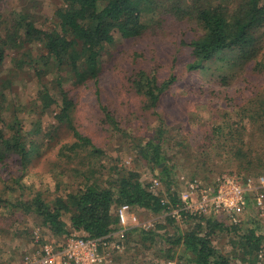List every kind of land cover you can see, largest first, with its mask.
Masks as SVG:
<instances>
[{"label": "rangeland", "instance_id": "rangeland-1", "mask_svg": "<svg viewBox=\"0 0 264 264\" xmlns=\"http://www.w3.org/2000/svg\"><path fill=\"white\" fill-rule=\"evenodd\" d=\"M62 4L63 0H0V12L9 16L13 10L24 9L32 13L36 26L49 29L56 24L54 11ZM197 30L190 20L171 17L165 20L162 17L145 36L121 39L104 51V68L96 84L92 79L77 86L66 77L63 85L75 104L74 125L83 136L91 139L99 152H94L89 145L71 147L75 142L72 132L59 125L53 113L39 117V109L35 107L38 78L30 65L16 61L23 58V51L32 52L34 56L44 53L40 46L32 44L20 50L8 49L0 67V85L6 83L5 80L10 81L5 89L6 102L1 119L8 122L15 115L21 118L24 131L31 133L37 126L39 131L33 135L38 141L37 155L25 167L15 155L0 165V197L15 201L40 194L51 200L75 191L87 180L106 184L114 180L121 169L136 172L141 182L148 186L153 178H158L159 194L166 195L167 192L168 195L181 192L189 178L196 177L210 185L218 175H244L246 172L237 168L229 152L218 148L213 134L217 132L216 125L233 120L235 116L238 118L235 111L264 88V72L255 71L253 62L244 70H224L221 69L224 61L218 59L204 62L201 68L187 69L192 55L186 46H180L181 40L192 38ZM261 58L260 55L258 59ZM136 67L154 73L159 82L171 74L176 76L175 83L154 108L146 105L143 97L126 81L130 70ZM222 76H226L225 82ZM54 77V71H48L44 76L52 94ZM102 107L114 116L115 127L110 121L104 122ZM158 134L163 137L161 151L166 157L165 164L171 168L169 186L161 171L163 164L153 165L147 158L151 151H145V156L141 150ZM251 136L252 147L261 150L264 141L260 135L253 132ZM246 174L256 175L257 172L252 170ZM260 193L264 195V188ZM253 207L250 201L237 227L241 231L255 227L264 233V215ZM134 211L139 223H147L150 227L139 225L134 228L126 240V250L114 264H168L169 260L164 259L168 244L159 236L142 241L139 230L153 227L156 234L171 238L190 228L197 221L195 218L213 219V216L188 215L175 221L164 212ZM168 217L172 221L167 220ZM218 218L225 219L223 216ZM158 224L165 227L158 228ZM37 227L47 241L57 243L64 239L51 234L34 212L0 207V264H20L30 234ZM227 232L220 230L212 235L215 248L223 253H231L230 237L233 234ZM176 251L173 264H190L185 256L178 258L182 254L180 246ZM255 264H264V251H260Z\"/></svg>", "mask_w": 264, "mask_h": 264}, {"label": "trees", "instance_id": "trees-1", "mask_svg": "<svg viewBox=\"0 0 264 264\" xmlns=\"http://www.w3.org/2000/svg\"><path fill=\"white\" fill-rule=\"evenodd\" d=\"M8 15L0 12V67L8 49L20 50L32 44L40 46L44 53L34 56L32 52L23 51V58L16 62L34 69L39 82L35 103L39 117L47 112L53 113L56 122L72 132L75 142L71 147L89 145L94 152L100 151L74 125L75 104L63 85L66 77L77 86L92 79L96 84L104 68V51L121 39L145 36L162 17L165 20L170 17L187 19L197 26L195 36L181 40L180 46H186L192 55L187 69L201 68L204 62L218 59L224 61L221 68L224 70H244L253 62L255 71L264 72V0H63L62 6L54 11L56 24L49 29L36 26L32 13L24 9L13 10ZM260 55L262 58L258 59ZM48 71L55 72L51 81L55 80L53 94L49 83L44 82ZM128 74L126 81L130 88L152 108L176 81V76L171 74L159 82L154 73L140 67L132 68ZM222 80L225 82L226 76H222ZM5 81L0 85V165L15 155L25 167L37 155L38 141L33 135L39 128L37 126L27 133L21 118L14 115L8 122L1 119L6 102L5 89L10 83ZM102 111L104 122L110 121L115 127L114 116L105 107ZM235 113L238 118L235 116L233 120L215 126L217 132L213 135L218 148L229 152L237 168L246 173L257 172L256 175L245 173L239 177L264 174L258 172L264 170V147L255 150L251 136L253 132L258 133L264 141V88ZM162 141V135L158 134L149 139L141 150L145 156V151H151L147 158L153 165L163 164L161 171L169 186L171 168L165 164ZM177 196L173 192L169 196L170 201L176 202ZM123 203L129 204L133 210L145 209L155 214L164 211L160 198L141 182L139 174L122 169L114 180L106 184L87 180L75 191L57 195L51 200L40 194L15 201L0 197V207L34 212L51 234L64 238L72 230L83 231L92 237L106 234L116 226L115 211ZM195 219L197 221L185 232H177L171 238L156 234L153 227L139 230L141 240L151 241L159 236L168 244L164 259L169 261L175 258L176 247L180 246L182 254L178 258L185 256L190 264H232L233 261L236 264H255L260 251H264V233L255 227L241 231L237 224L231 227L225 219L218 217ZM167 220L172 221L169 217ZM157 227L164 228L165 225L158 224ZM220 230L233 234L230 237L231 253H223L213 244L212 235ZM133 231L127 233V239Z\"/></svg>", "mask_w": 264, "mask_h": 264}, {"label": "built area", "instance_id": "built-area-1", "mask_svg": "<svg viewBox=\"0 0 264 264\" xmlns=\"http://www.w3.org/2000/svg\"><path fill=\"white\" fill-rule=\"evenodd\" d=\"M264 174L241 178L235 174H223L212 184L199 178H189L184 189L178 193L177 201L171 202L167 192L161 189L158 178H153L148 189L160 198L164 213L175 221L188 215L223 216L231 224H239L244 211L252 202L260 215H264ZM116 226L98 237L81 233H70L57 243L43 238L40 228H34L21 257V264H114L115 259L126 250L127 233L136 226L150 227L139 223L132 207L123 203L116 208ZM168 264H173L168 261Z\"/></svg>", "mask_w": 264, "mask_h": 264}]
</instances>
